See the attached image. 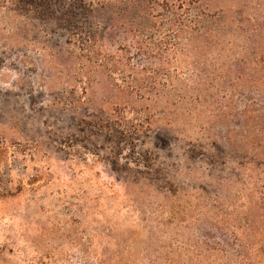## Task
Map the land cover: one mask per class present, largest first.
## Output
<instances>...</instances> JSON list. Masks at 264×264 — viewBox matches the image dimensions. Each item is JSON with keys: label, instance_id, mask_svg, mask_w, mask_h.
I'll list each match as a JSON object with an SVG mask.
<instances>
[{"label": "rangeland", "instance_id": "obj_1", "mask_svg": "<svg viewBox=\"0 0 264 264\" xmlns=\"http://www.w3.org/2000/svg\"><path fill=\"white\" fill-rule=\"evenodd\" d=\"M0 264H264V0H0Z\"/></svg>", "mask_w": 264, "mask_h": 264}]
</instances>
